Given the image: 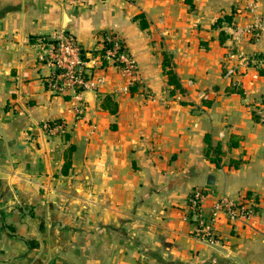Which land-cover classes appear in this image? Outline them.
Returning <instances> with one entry per match:
<instances>
[{
	"label": "crops",
	"instance_id": "1",
	"mask_svg": "<svg viewBox=\"0 0 264 264\" xmlns=\"http://www.w3.org/2000/svg\"><path fill=\"white\" fill-rule=\"evenodd\" d=\"M252 1L264 18V0H0V264H264L263 219L220 215L221 243L210 246L187 209L201 187L206 212L243 193L264 210V34L244 33ZM226 15L232 22L218 23ZM60 30L105 87L48 88L54 69L38 52ZM114 36L137 60L134 83L97 59ZM165 53L183 90L172 92ZM108 94L117 113L102 106Z\"/></svg>",
	"mask_w": 264,
	"mask_h": 264
},
{
	"label": "built area",
	"instance_id": "2",
	"mask_svg": "<svg viewBox=\"0 0 264 264\" xmlns=\"http://www.w3.org/2000/svg\"><path fill=\"white\" fill-rule=\"evenodd\" d=\"M253 19L244 33L253 40H259L264 34L263 15L258 2L252 1L248 4ZM101 41L102 48H105L103 56L97 59L107 61L120 69L122 76L131 84L139 76L137 60L131 53L127 42L119 37H111L108 41ZM111 41L112 44H108ZM42 44V43H41ZM83 46L72 35L65 30H60L53 35L50 41L42 45L39 58L45 59L54 69L52 77L47 81L48 88L55 94H64L70 90L80 92L84 89L100 90L105 87V76H97L88 66L86 58L83 56ZM248 60H246L247 64ZM106 67V66H104ZM239 67L230 64L227 67L226 75H236ZM128 88V87H127ZM126 88V89H127ZM74 110L82 114V103H77ZM264 119V117H263ZM44 128L50 133H59L64 130V125L59 122H45ZM209 197L206 189L196 187L191 190L188 196V217L195 225V237L201 242L210 246L221 243V235L217 228V219L220 215H225L230 223L236 220L263 219L264 210L260 199L254 194L243 193L239 195L223 194L211 205L209 212H206L204 205Z\"/></svg>",
	"mask_w": 264,
	"mask_h": 264
},
{
	"label": "trees",
	"instance_id": "3",
	"mask_svg": "<svg viewBox=\"0 0 264 264\" xmlns=\"http://www.w3.org/2000/svg\"><path fill=\"white\" fill-rule=\"evenodd\" d=\"M136 18V21L138 23V25L143 28V29H147L149 27V21L148 19L146 18V15L144 13H140V14H137L135 16ZM224 21H227V22H232V15H226L223 18H220L218 20V23H223ZM105 41H108V39H105ZM104 41V42H105ZM108 44H112L111 41L108 42ZM107 47V45H105V47L99 49L97 51V56L101 57L103 56L104 54V51H105V48ZM83 56L86 58V53L83 52ZM164 62H163V67H164V71L167 75V81L169 82L170 85L173 86V90L172 92H175L176 90H183V87H182V84H181V81H179L178 79V76L173 68V61H172V58L169 56L168 53H165L164 54ZM103 63L102 65L103 66H106L107 64V61L105 60H102ZM229 91H237L239 93H242L243 94V89L242 88H237V86H230L228 88ZM113 103V104H109V103ZM102 106L103 108L105 109H110L112 112L114 113H117L118 112V109H117V104L115 103V101H112L111 99V96L108 94L104 97L103 99V103H102ZM255 117L258 119V115H255ZM240 140V137L239 136H236L234 135L233 136V140L231 141V144H230V148L232 146H236L238 145V142ZM207 141H208V145H207V148L205 150L206 154L212 159V161H214L218 166L221 165V161H222V153L223 151H221L220 149V146L219 145H212L211 144V141L209 138H207ZM74 150V146L72 145L70 148H69V155L67 153V163H66V166L67 167H70L71 163H72V159H71V154ZM235 164H238L240 161H233ZM64 171H67V168L64 170Z\"/></svg>",
	"mask_w": 264,
	"mask_h": 264
},
{
	"label": "water",
	"instance_id": "4",
	"mask_svg": "<svg viewBox=\"0 0 264 264\" xmlns=\"http://www.w3.org/2000/svg\"><path fill=\"white\" fill-rule=\"evenodd\" d=\"M69 22V17L66 12H64V28L66 27L67 23Z\"/></svg>",
	"mask_w": 264,
	"mask_h": 264
}]
</instances>
